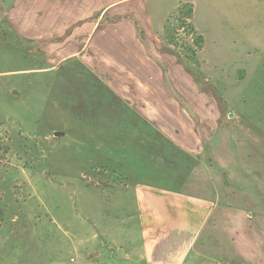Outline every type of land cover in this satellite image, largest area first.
Wrapping results in <instances>:
<instances>
[{"label": "crops", "instance_id": "crops-1", "mask_svg": "<svg viewBox=\"0 0 264 264\" xmlns=\"http://www.w3.org/2000/svg\"><path fill=\"white\" fill-rule=\"evenodd\" d=\"M180 2L189 1L175 0L153 21L149 0H0L5 9L0 18L20 39L45 40L43 54L61 55L60 62L84 56L91 67L96 53L98 77L132 109L110 124V134L101 137L108 128L100 129L92 144L93 169L109 167V179L122 181L125 188L111 197L124 201L120 206L108 214L92 210V219L102 224L92 230V257L87 252L86 258L195 264L208 253L217 264H264V198L258 202L253 193L257 186L264 189V176L256 178L255 160L249 166L238 159L234 137L242 123L231 111L230 97L220 95L222 112L217 99L207 102L199 96L205 87L160 41ZM192 4V25L204 44L215 41L214 55H232L224 52L231 41H242L246 55L259 49L255 43L264 40V0ZM106 16L107 24L98 28ZM241 73L232 88L246 77ZM134 118L127 133V120Z\"/></svg>", "mask_w": 264, "mask_h": 264}, {"label": "rangeland", "instance_id": "rangeland-1", "mask_svg": "<svg viewBox=\"0 0 264 264\" xmlns=\"http://www.w3.org/2000/svg\"><path fill=\"white\" fill-rule=\"evenodd\" d=\"M186 1L199 7L202 0ZM174 2L149 0L152 20L160 10L163 14L172 9ZM172 13L165 23L169 31L177 27ZM0 19V135L5 143L1 147H7L0 150V264H112L105 255L85 256L92 253V230L102 224L92 219V210L108 214L120 206L124 201L111 197L125 185L109 179L110 170L93 169L92 144L100 129L108 128L101 137L110 134V124L132 109L98 77L96 53L92 52L91 67L84 56L60 62L61 55L43 54L45 40L20 39L5 18ZM175 32L177 50L183 53L193 36L186 28ZM205 43L197 56L205 89L198 94L207 102L217 99L222 112L220 95L230 97L231 111L242 123L236 127L242 136L235 131L238 138L234 137L238 159L249 166L255 160L256 178L264 176V49L260 48L264 40L256 41L259 49L251 55L245 54L242 41H231L224 52L232 55L225 56L214 55L215 41ZM242 70L246 77L232 88L233 78ZM229 121L236 124L235 119ZM135 124V118L127 120V133ZM253 193L262 202L264 189L257 186ZM204 257L195 264H217L207 259L208 253Z\"/></svg>", "mask_w": 264, "mask_h": 264}, {"label": "trees", "instance_id": "trees-1", "mask_svg": "<svg viewBox=\"0 0 264 264\" xmlns=\"http://www.w3.org/2000/svg\"><path fill=\"white\" fill-rule=\"evenodd\" d=\"M172 14L173 15H171V17L177 22V27L173 28V31H169V27L165 25V49L168 52L174 54L177 57L178 62H180L186 69H190L193 77H195L196 80L200 81L201 71L199 70L197 62V53L202 49L204 45V40L202 35L196 32L191 22V18L193 15V4L190 2H181L178 4ZM115 19H119V17ZM134 24L138 30L139 35H143L140 26L135 21ZM179 28H186L187 31L193 36L192 42L186 44L185 49H183V53L177 50L179 45L176 41V37H174L173 35L176 34L175 30ZM170 46H173L174 48L172 49ZM2 145H5V143L3 142V139L0 135V150L1 148H4L1 147ZM6 149L7 147L4 148V151ZM105 168L109 169V167Z\"/></svg>", "mask_w": 264, "mask_h": 264}, {"label": "water", "instance_id": "water-1", "mask_svg": "<svg viewBox=\"0 0 264 264\" xmlns=\"http://www.w3.org/2000/svg\"><path fill=\"white\" fill-rule=\"evenodd\" d=\"M90 257H92V254H89Z\"/></svg>", "mask_w": 264, "mask_h": 264}]
</instances>
